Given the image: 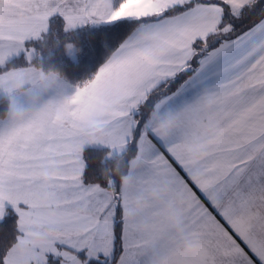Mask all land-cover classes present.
<instances>
[{"label": "snow or ice", "instance_id": "1", "mask_svg": "<svg viewBox=\"0 0 264 264\" xmlns=\"http://www.w3.org/2000/svg\"><path fill=\"white\" fill-rule=\"evenodd\" d=\"M0 264H264V0H0Z\"/></svg>", "mask_w": 264, "mask_h": 264}]
</instances>
